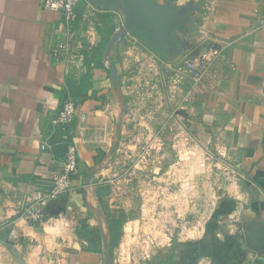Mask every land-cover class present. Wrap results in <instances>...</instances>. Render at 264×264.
Listing matches in <instances>:
<instances>
[{
  "label": "crops",
  "instance_id": "1",
  "mask_svg": "<svg viewBox=\"0 0 264 264\" xmlns=\"http://www.w3.org/2000/svg\"><path fill=\"white\" fill-rule=\"evenodd\" d=\"M123 2L78 0L90 28L71 41L82 57L65 64L51 55L64 39L60 14L0 0V264H264V0H144L147 27L110 53L113 88L99 31L105 18L114 33L122 26ZM209 45L221 56L193 85L188 63ZM67 98L76 116L56 132ZM64 136L77 149L72 191L30 225L20 214L66 150L41 143ZM193 186L204 197L183 217L172 195ZM128 225L133 238L156 230L141 261L113 251Z\"/></svg>",
  "mask_w": 264,
  "mask_h": 264
},
{
  "label": "built area",
  "instance_id": "2",
  "mask_svg": "<svg viewBox=\"0 0 264 264\" xmlns=\"http://www.w3.org/2000/svg\"><path fill=\"white\" fill-rule=\"evenodd\" d=\"M40 6L45 11L56 12L62 16V31L64 39L59 42L52 50V58L55 63L69 64L82 55L79 51H75L71 47V41L75 39L77 30L84 28L85 23L82 24L78 20L76 13L78 0H38ZM85 24L88 29L90 25ZM222 49L209 45L194 56L188 63L191 74V81L193 85H197L206 71H208L215 61L221 56ZM187 103V99L183 100ZM76 116V103L72 98L65 99L59 106L56 114L50 121V125L54 131L68 132L67 128L72 124ZM68 136V135H67ZM64 136L62 140L50 144L49 140L41 143V150H50L52 145L55 147L58 144L66 146L65 153L59 161V171L53 177L51 182L36 193L34 202L24 208L21 212V217L30 225L40 226L47 218L45 210L47 204L58 200L62 196H67L72 191L71 179L78 172L77 149L70 139ZM20 236L16 230H11L8 236L9 242H18ZM149 243L154 244L151 240Z\"/></svg>",
  "mask_w": 264,
  "mask_h": 264
},
{
  "label": "rangeland",
  "instance_id": "3",
  "mask_svg": "<svg viewBox=\"0 0 264 264\" xmlns=\"http://www.w3.org/2000/svg\"><path fill=\"white\" fill-rule=\"evenodd\" d=\"M145 153V152H144ZM145 155V154H144ZM133 164H131L130 162H126L124 165H121V167H124V170H126V172L123 174V176L126 178L125 181H128L130 178V169L133 167ZM181 183V188L186 187V185L184 184V181H173L172 183V188H175L174 193L177 191V188L180 186ZM130 184V183H129ZM128 185V183H127ZM182 191V190H181ZM178 197V199H176L173 195H172V203H174L176 206L180 205V207L186 208L185 210L183 209V212L181 211V214L183 217H191L193 216V212L192 210H195L197 208V202L200 198L204 197L202 195H200L199 190H197V186H193L191 188H188V191H186V194L181 193ZM179 207V208H180ZM147 212H143V214H145L146 216ZM177 214V213H176ZM137 227V226H136ZM135 227V235H137V228ZM155 228L154 227H150L149 229L146 227H141V231L139 234V238L135 236V238H133L131 236V226L128 225L126 227V233L125 236L122 237L123 239L118 241V246H116L114 248L113 251H117L118 256H125L128 258L135 256L136 260L138 259L139 261H141V259L137 258V256H140L142 254H147V252H149L152 249V245L151 243H149V238L146 237V235L148 234H152V235H156V230L154 232ZM151 239V237H150ZM142 240H144V242H142ZM157 245L154 243V246ZM119 264V263H118Z\"/></svg>",
  "mask_w": 264,
  "mask_h": 264
},
{
  "label": "water",
  "instance_id": "4",
  "mask_svg": "<svg viewBox=\"0 0 264 264\" xmlns=\"http://www.w3.org/2000/svg\"><path fill=\"white\" fill-rule=\"evenodd\" d=\"M144 8H145L144 0H124V2L122 3V10H121L123 16L122 26L115 31V33L109 39V41L105 46L104 58L109 68V78L113 88L117 87V76H116V69L110 53L117 41L124 38L128 34H133L137 27H140L142 25L147 27L146 18L148 19L149 16L144 10ZM157 22L159 23V21ZM159 27L162 28L163 26L160 25ZM157 31L158 30L155 29L154 33H156ZM64 200L65 199H61L58 200L57 202L55 201V203L59 204L58 202L60 201L63 202ZM62 208L63 207H61L60 209ZM106 255L107 256L109 255L108 248H106Z\"/></svg>",
  "mask_w": 264,
  "mask_h": 264
},
{
  "label": "trees",
  "instance_id": "5",
  "mask_svg": "<svg viewBox=\"0 0 264 264\" xmlns=\"http://www.w3.org/2000/svg\"><path fill=\"white\" fill-rule=\"evenodd\" d=\"M76 13H77V16H79V11L78 10H76ZM111 20H110V18H105V24H107L109 27H107V29L106 30H103V31H99V33L101 34V36H102V42H103V46L101 47V50L103 51L104 50V47H105V45L107 44V42L109 41V39L113 36V34H114V29L112 28V26H110L111 24V22H110ZM85 60V63H86V65H87V67H89V65L91 64V58H90V60L88 59V60H86V59H84ZM87 77H86V79H84V81L82 82V84H83V86H85V80L87 81ZM82 92V89H80V93ZM72 100L77 104V100L75 99V98H72ZM66 139H68L69 140V138H66Z\"/></svg>",
  "mask_w": 264,
  "mask_h": 264
}]
</instances>
